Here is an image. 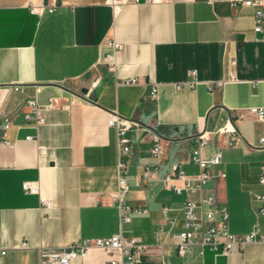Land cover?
Segmentation results:
<instances>
[{"label":"crops","instance_id":"crops-1","mask_svg":"<svg viewBox=\"0 0 264 264\" xmlns=\"http://www.w3.org/2000/svg\"><path fill=\"white\" fill-rule=\"evenodd\" d=\"M49 7L50 0H0V138L8 143L0 144V264H40L41 249L117 233L146 245L139 264H264V242L215 255L196 239L178 255L186 192L161 183L175 162L186 175L199 172L191 150L205 129L203 157L220 153L221 160L205 194L226 207L231 233L247 234L257 224L264 232L252 200L264 192L258 180L264 123L246 116L235 121L234 133L218 131L236 110L264 107V41L256 40L254 9L230 0H137L117 14L104 0H57ZM190 71L200 81L223 83L212 92L203 83L177 88ZM133 77L137 83H123ZM152 84L155 99L148 94ZM49 98L57 103L41 111L37 125L26 101ZM112 112L138 123L125 132L123 200L142 212L124 223L109 199L116 189ZM150 133L161 138L159 158L151 154ZM154 165L158 172L142 180L143 168ZM24 181L36 183L37 193H24ZM109 258L91 248L70 264H109Z\"/></svg>","mask_w":264,"mask_h":264},{"label":"built area","instance_id":"built-area-1","mask_svg":"<svg viewBox=\"0 0 264 264\" xmlns=\"http://www.w3.org/2000/svg\"><path fill=\"white\" fill-rule=\"evenodd\" d=\"M57 0H50L49 10H52ZM171 0H145L148 4H157L170 2ZM113 14H117L124 5L128 3H137V0H104ZM233 6L243 5L254 9L255 18L253 30L260 34V38L256 40L264 41V0H230ZM33 10V9H32ZM113 49H117L119 45L112 41L107 42ZM109 55L105 56L108 60ZM189 76L192 78L181 83H177L176 87L180 88L182 84H186L193 88L195 85L203 83L206 85L209 92L214 91L219 87L223 81H200L197 79L196 71H190ZM138 79L133 77L123 81L124 84H135ZM12 90H18L17 85L11 86ZM149 97L151 99L157 98V86L151 85L149 89ZM56 99L49 98L43 104H38L34 99H28L26 106L28 109V118L34 119L38 125L43 122L41 111L53 108L56 105ZM246 116H252L256 120L264 123V107H248L246 109H238L234 113V118L228 119L220 128L219 133L232 134L235 132V121L244 119ZM8 121L2 125L5 129ZM107 125L112 126L116 133V189L109 195V199L114 203L118 210L120 223L128 222L130 215L140 214L141 209L131 207L124 202V195L128 191V185L125 181L124 175L127 170L126 161L123 159L129 151L128 139L125 132L132 126H138V123L133 120L125 119L115 112L110 113L107 119ZM149 137L152 141L151 154L153 157L159 158L163 152L161 138L157 133H150ZM29 137H26L28 139ZM208 141L207 132L205 129H200L195 135V145L192 147V160L198 166L199 172L194 175H186L181 170V163L175 162L171 166V170L162 179L161 183L164 187L172 189L177 193L186 192V197L183 202V230L178 234L176 242V251L181 257L185 256L189 251L190 246L198 239L199 244L204 247H209L215 255H228L234 246L243 249L247 244L254 242H264V232L259 225H255L253 230L244 235H236L230 232L228 226V213L225 206H217L216 197L214 194H205L204 185L212 176V169L215 165L220 163V153H216L212 158L207 159L203 157L202 150ZM259 146L264 148V130L260 135ZM0 144L7 145L4 136L0 138ZM159 170L158 165L152 168L144 167L141 172V179L147 180L153 173ZM219 177L223 178L224 173L219 172ZM258 180L264 186V160L259 169ZM173 181H179L177 185ZM21 189L24 193H37L36 183L31 181H24L21 183ZM198 193V198L195 199L193 195ZM252 200L259 205L258 214L264 218V192L255 194ZM40 205L45 208L50 207V201L40 197L38 199ZM164 212L166 208H163ZM91 248H97L104 251L110 256L109 264H139L141 262L142 254L146 249V245L136 237L124 236L117 233L106 238H86L79 242L72 243L67 247L60 249H41L40 250V264H70L75 258H83ZM5 254V250L0 247V257ZM202 254V251L200 252Z\"/></svg>","mask_w":264,"mask_h":264},{"label":"water","instance_id":"water-1","mask_svg":"<svg viewBox=\"0 0 264 264\" xmlns=\"http://www.w3.org/2000/svg\"><path fill=\"white\" fill-rule=\"evenodd\" d=\"M84 92V91H83ZM91 99L93 100V97H91Z\"/></svg>","mask_w":264,"mask_h":264}]
</instances>
